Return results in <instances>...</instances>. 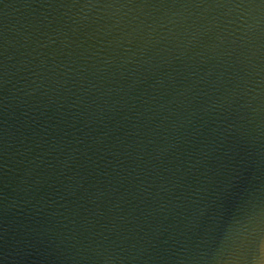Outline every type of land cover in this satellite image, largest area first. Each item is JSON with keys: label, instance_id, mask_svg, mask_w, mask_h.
<instances>
[{"label": "water", "instance_id": "obj_1", "mask_svg": "<svg viewBox=\"0 0 264 264\" xmlns=\"http://www.w3.org/2000/svg\"><path fill=\"white\" fill-rule=\"evenodd\" d=\"M0 264H264V0H0Z\"/></svg>", "mask_w": 264, "mask_h": 264}]
</instances>
